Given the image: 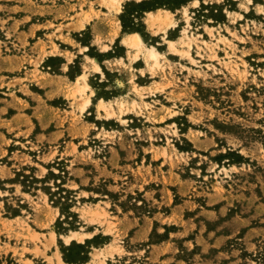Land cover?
Returning a JSON list of instances; mask_svg holds the SVG:
<instances>
[{"label":"rangeland","instance_id":"1","mask_svg":"<svg viewBox=\"0 0 264 264\" xmlns=\"http://www.w3.org/2000/svg\"><path fill=\"white\" fill-rule=\"evenodd\" d=\"M140 1L0 0V264H264V0H177L158 34ZM185 29L192 57L165 39L187 48ZM89 56L111 118L73 95ZM114 211L146 216L148 238Z\"/></svg>","mask_w":264,"mask_h":264},{"label":"bare ground","instance_id":"2","mask_svg":"<svg viewBox=\"0 0 264 264\" xmlns=\"http://www.w3.org/2000/svg\"><path fill=\"white\" fill-rule=\"evenodd\" d=\"M108 2L110 3L111 6H114L118 12L121 11V8H122L121 0H108ZM194 3H199V0H194ZM147 15H148L150 27L151 29L155 31L156 34H158L161 31L163 33H167L169 28L177 26V21L174 18L172 12L166 8L159 7L154 10H148ZM156 25L158 26L157 29H155ZM180 38L182 39L183 43L187 45V48L184 47L183 49H178L176 47V40L170 39V38H165V39L169 43L170 48L174 50L183 51L187 53V55H190L192 57L191 51H190L191 38L187 34L186 29H185L184 36H181ZM123 41L127 45H129L131 48L134 49V59L135 60L140 58L139 55L141 52H144L146 57L151 61L152 67L160 65V57L161 55H163V53L160 52L155 45L148 44L146 40L144 39L143 35L139 31L127 32ZM92 60L94 61L93 68L95 70L100 71L101 67L98 64L97 60L95 58H92ZM87 80H88V72H83L82 74H80L77 78L78 86L73 93V95L77 93L83 95V100L80 103L82 110H84L91 101L90 95L87 94V90L88 88H90V85ZM85 94H87L86 97H84ZM133 104L135 105V102ZM98 105L99 107L106 110V112L108 113V118H111L116 114V111L114 109L113 110L110 109V107H113L112 101H107L106 99L101 98ZM124 105L125 104L123 100L119 102V108L121 111L125 110ZM121 119H124V117H121ZM92 235H93L92 233H79L77 230H71V234L65 236V239L67 243H70L73 239L78 238L79 240H83L85 237H91ZM116 248L117 247H114V249ZM59 259H60V262H63L60 256H59Z\"/></svg>","mask_w":264,"mask_h":264},{"label":"crops","instance_id":"3","mask_svg":"<svg viewBox=\"0 0 264 264\" xmlns=\"http://www.w3.org/2000/svg\"><path fill=\"white\" fill-rule=\"evenodd\" d=\"M121 26V25H120ZM120 31V30H118ZM124 39V38H123ZM123 40H121L122 42ZM123 43H125L123 41ZM126 44V43H125ZM127 45V44H126ZM91 59L95 58L98 62V64L101 67V70H95L93 68V65H90V67L85 68L83 63H82V67H81V71L77 72L76 76H75V80L69 78L68 76V80L75 82L78 78V76L80 74H82L83 72H88V83L90 85V88H88L87 90V94L90 95V103L86 106V108H89L91 105L95 104V100H99L101 98H99L98 95V91L97 88L94 87L90 82H91V77H95L97 78L100 82L104 81V76H105V69L103 66V61L102 63L99 62V60L96 57H92L89 56ZM65 63V62H64ZM67 68V67H66ZM61 77H63L62 81L63 83L65 82V75L61 74ZM92 90H94V92H91ZM48 94V91L46 92ZM62 93V91H61ZM65 97V95H64ZM66 98V97H65ZM70 100V99H68ZM100 101V100H99ZM115 214H113V221L116 223L117 229H121L122 233L127 232L129 229H133L132 233L129 234V237L132 241L134 242H143L148 238V232L151 228V224H150V220L145 217H137V216H131L130 214H120L114 211ZM154 247L157 246V244H152ZM63 261V263L65 264H87L89 263L88 260H85L83 262H65L63 259H61ZM210 258L208 256H204V255H200L199 259L197 260V262L195 264H210ZM175 264H192L191 260H187L184 257H175L173 259ZM215 264V263H214Z\"/></svg>","mask_w":264,"mask_h":264},{"label":"trees","instance_id":"4","mask_svg":"<svg viewBox=\"0 0 264 264\" xmlns=\"http://www.w3.org/2000/svg\"><path fill=\"white\" fill-rule=\"evenodd\" d=\"M176 2H177V0H165V1H163V0H152V1L142 0V1H140V3H138V5L140 6V10L141 11L140 10H137V11L141 14L145 10H151V9L163 6V5L168 6V5H171L172 3H176ZM121 20H122L123 28H125L127 26V24H126L127 21L124 19V17H121ZM131 22L134 23L133 19L131 20ZM64 258H65V260H67L69 262H76L77 261V260L73 259L72 257L66 255V254H65Z\"/></svg>","mask_w":264,"mask_h":264}]
</instances>
